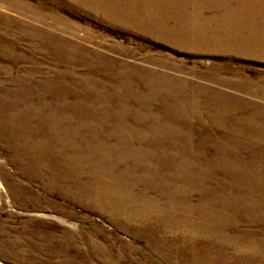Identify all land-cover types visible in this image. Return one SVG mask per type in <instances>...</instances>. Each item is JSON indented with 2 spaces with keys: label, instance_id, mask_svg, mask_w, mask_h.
<instances>
[{
  "label": "bare ground",
  "instance_id": "bare-ground-1",
  "mask_svg": "<svg viewBox=\"0 0 264 264\" xmlns=\"http://www.w3.org/2000/svg\"><path fill=\"white\" fill-rule=\"evenodd\" d=\"M79 1L157 45L229 61L264 57V0ZM53 34L29 33L49 55L66 59L57 76L72 82L64 86L29 68L22 77L11 74L13 88L0 87L11 96L0 95L5 108L27 114L13 129L0 121L15 169L54 197L105 212L163 257L264 264V75L242 78L238 66L221 75L216 65L191 82L167 70L166 57L125 63ZM20 58L0 43V59ZM77 66L78 79L68 75ZM48 88L61 95L48 100ZM204 118L216 131L191 133V123ZM191 138L202 148L189 149ZM241 151L245 156L237 158ZM26 191L25 204L34 194Z\"/></svg>",
  "mask_w": 264,
  "mask_h": 264
},
{
  "label": "rangeland",
  "instance_id": "rangeland-1",
  "mask_svg": "<svg viewBox=\"0 0 264 264\" xmlns=\"http://www.w3.org/2000/svg\"><path fill=\"white\" fill-rule=\"evenodd\" d=\"M124 24L92 9L89 1L0 0V36L3 37L0 43L4 50H14L21 56L16 63L0 59V87L13 88L16 82L11 79V74H15V71L19 74L18 77H22L29 68H34L38 76L52 74L64 86L72 82L68 76H57V70L61 72L65 69L62 63L66 59H55L47 53V48L31 41V29L54 31L53 35L61 41L103 51L108 58H120L125 63H135L142 58L149 60L160 55L167 58V63L164 62L167 70L187 75L191 82L197 80L200 73L212 72L216 65L223 67L219 72L221 75L229 74L232 72L230 68L237 66L242 78L252 79L253 76L264 75V57L244 56L229 61L223 59V55L209 56L199 50L165 43L157 45L153 43L155 39H151L152 37H141V34ZM7 43L10 44L9 48ZM147 64L154 66L151 62ZM81 67L77 66L68 75L78 79L83 71ZM7 68L10 69L6 70ZM223 89L231 90L227 87ZM46 90L49 92L45 93L48 100L61 95L50 88ZM0 95L6 99L11 97ZM21 110L22 112H10L5 108V101L1 100L0 121H6L4 130L16 128L17 124L26 121L27 114L24 108ZM31 120L34 122V119ZM203 120L202 125L191 123V133L199 134L196 132L201 130L216 131L207 119ZM60 130L63 127L60 126ZM191 140L189 149L202 148L196 139ZM5 144L0 136V264H195L200 261L198 257L190 258L174 253L163 257L162 254L149 251L144 241L131 235L129 230L116 226L105 212L91 211L78 203L54 197L51 191L42 190L41 184L29 176L28 172L15 169L10 159L11 152ZM243 156L245 153L242 151L236 155L237 158ZM141 187L140 185L139 188ZM26 189L34 193L27 204ZM147 193L152 195L153 191L148 190ZM223 260L232 262L229 257L206 256L200 264H216Z\"/></svg>",
  "mask_w": 264,
  "mask_h": 264
}]
</instances>
